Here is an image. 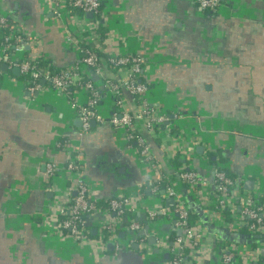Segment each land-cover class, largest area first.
Wrapping results in <instances>:
<instances>
[{"label":"crops","instance_id":"crops-1","mask_svg":"<svg viewBox=\"0 0 264 264\" xmlns=\"http://www.w3.org/2000/svg\"><path fill=\"white\" fill-rule=\"evenodd\" d=\"M104 1L110 32L119 40L103 46L106 51L99 53L105 68L101 76L94 71L90 76L101 95L96 110L101 120L93 118L95 126L76 125L89 99L84 88L71 86L61 92L45 84L31 92L20 75L1 70L0 264H164L169 257L168 252L157 251L154 238L148 241L149 253L133 245L118 250L109 238L101 248L102 212L87 216L90 233L85 241L54 229L61 217L58 208L75 194L72 178L76 177L61 172L49 178L46 164L64 170L70 157L78 156L85 176L100 185L99 202L108 204L109 197L140 190L144 198L133 200L134 212L128 216L154 226L156 239H172L177 233L169 220L150 219V212L160 204L174 206L166 204L162 193H147L145 184L154 173L126 148L124 132L110 123L117 96L125 100L138 134L171 177L169 184L191 209L197 211L193 205L199 206L209 224L222 229L221 219L215 221L214 213H208L209 202H199L176 172L190 168L208 173L201 161H191L184 153L197 137H205L206 145L201 147L212 163L223 162L235 179L253 180L248 190L264 195V0H222L216 11L201 10L194 0ZM0 11L13 16L26 33L41 36V44L26 45L14 58L26 53L32 60L59 68L78 60L77 53L65 47L64 33L54 13L47 12L45 0H0ZM114 50L143 58L137 80L147 86L144 95L127 88L129 65L118 68L107 63ZM144 108L151 115L166 114L160 128L150 130ZM177 146L182 147L176 154L180 165L172 164L170 157ZM196 152L204 153L198 148ZM195 225L206 229V235L192 258L218 263L217 247L226 245L220 233ZM120 231L121 238H129ZM254 249L264 260V242Z\"/></svg>","mask_w":264,"mask_h":264},{"label":"built area","instance_id":"built-area-1","mask_svg":"<svg viewBox=\"0 0 264 264\" xmlns=\"http://www.w3.org/2000/svg\"><path fill=\"white\" fill-rule=\"evenodd\" d=\"M201 10L216 11L222 4V0H194ZM104 0H45L47 12H53L61 31L64 33V44L69 50L77 53L78 60L65 66L59 73L54 74L50 66H39L36 60L27 57L26 53L20 58H14L15 53H23L25 46L31 43L41 44V36L28 34L23 26L13 16L0 11V30H5L3 41L0 42V65L7 62L10 68L18 66L21 73H28L33 82L28 89L31 92L39 91L43 86L40 84L45 80L49 88L61 92H67L71 86H79L89 93L87 104L80 109V115L85 129H88L93 118H97L96 112L100 103V94L97 86L91 80L93 71L101 76L105 68L104 59L100 51H106L105 46H112V43L119 40L118 34L110 32L108 9L103 3ZM92 13L90 18L88 14ZM54 21V19H53ZM103 41V43H101ZM97 43L99 45H97ZM103 44V45H102ZM100 52V53H99ZM107 63L114 67L122 68L129 65L131 78L126 83L127 88L134 95H144L147 86L138 83L137 75L142 70V63L145 61L138 54L122 55L114 50L106 58ZM0 69V74H1ZM114 91L119 90L118 85H111ZM143 115L147 118L150 130H156L164 123L166 114L151 115L144 108ZM142 115V116H143ZM141 116V117H142ZM101 120L100 116H98ZM98 119V118H97ZM135 117L130 113L125 100L116 97L114 111L110 116V123L116 130L124 132L126 148L138 154L147 167L152 171L153 177L146 182V187L154 196H158L165 190L163 198H174L173 208L159 205L157 209L150 212V219L165 218L169 220L177 232L174 237L156 239L155 227L147 224L142 225L134 218L128 216L134 212L131 204L134 199L139 201L144 195L139 191L131 195H117L108 198L107 206H102L98 199L100 185L84 174L83 162L78 156L70 157L67 167L60 170L52 162H48L47 174L49 178H56L58 173L66 176L74 175L75 194L63 206L57 210L61 215L56 232L66 233L67 237L77 241H85L89 237L90 230L87 224V216L92 214H104L100 228L102 230L100 246H107L108 238L115 243L116 249L120 250L126 246L138 243L143 252H152L149 249L150 238L157 240V250L160 254L169 253V257L163 260L164 264H207L204 259L192 258L202 246V239L206 235V229L192 225L190 216L193 213L187 201L178 193V189L171 184L160 189V182L164 176L151 146L138 134L135 124ZM134 142V144H133ZM185 146V154L188 158L199 160L205 166L208 173L201 174L195 169L180 168L176 170L178 180L187 185V190L196 197L199 202H209L208 213H214L221 219L222 228L239 232L242 228L247 229L251 234L264 235V201L262 192L255 190L250 192L246 188V178H233L226 171L225 164L221 161L211 163L210 156L204 152L197 154L198 146H205V137L199 136L196 142ZM177 149V150H176ZM177 146L172 149L170 157L174 158L178 150ZM168 182L173 183L169 174H166ZM141 189V188H139ZM161 194V193H160ZM122 227V228H121ZM129 238H121L120 230ZM203 248V247H202ZM219 262L216 264H259L262 260L261 254L252 245L245 243L231 242L225 246L217 247Z\"/></svg>","mask_w":264,"mask_h":264},{"label":"trees","instance_id":"trees-1","mask_svg":"<svg viewBox=\"0 0 264 264\" xmlns=\"http://www.w3.org/2000/svg\"><path fill=\"white\" fill-rule=\"evenodd\" d=\"M103 3H105V1ZM4 35H5V30H0V42L3 41ZM36 62H38V61H36ZM47 63H49V64H47ZM45 64L50 66V68H51V70L53 71L54 74L59 73L64 68V67L63 68H59V67L55 66L54 64H52L50 62H41V63L38 62L39 66H43ZM2 74L3 73L0 74V77H2ZM19 77H20V79H22L23 81H25L29 85H31L32 82H33L31 76L28 73H21ZM133 144H134V142H133ZM211 158L212 157L210 156V159ZM179 160H180V155L179 156L177 155V156H175L174 158L171 159V162L174 165H176V164L180 165V161ZM211 163H212V161H211ZM226 171H227V169H226ZM162 172H163V175H165V176H164L163 180L160 182V185H159L161 190L163 188H166V187L169 186V182L166 179V176H167L166 175V171L162 170ZM160 193H158V194L160 195ZM262 200L264 201V196H262ZM100 204L104 205V206L107 205L103 201H100ZM193 208L194 209L196 208L197 211L192 209L193 213L190 216L191 224L195 225L197 223H200L203 226H205L208 229H210V231H212V232L213 231L214 232L218 231L220 233L221 237L224 240L223 244H230L231 242L250 243L253 248H256L259 243L264 242V237L263 238H256L255 234H251L245 228H242L239 232H234V231L228 230L226 228H222V229L215 228L214 225L209 224L208 220L202 215V213H201V211L199 209L200 208L199 206L193 205ZM260 235L264 236L263 234H260Z\"/></svg>","mask_w":264,"mask_h":264},{"label":"water","instance_id":"water-1","mask_svg":"<svg viewBox=\"0 0 264 264\" xmlns=\"http://www.w3.org/2000/svg\"><path fill=\"white\" fill-rule=\"evenodd\" d=\"M92 16H93L92 13H89L88 14V17L91 18ZM10 69L13 72V74H15V75H20L21 74L20 68L18 66H14V67L10 68V65L7 62H4V63L1 64V70L2 71L8 72ZM40 84L42 86H44L46 84L45 80L42 79L40 81ZM90 124H91V126H95V121L92 120ZM76 125L82 126V121L81 120H77ZM198 152L199 153H203L204 152V150H203V148L201 146L198 147ZM122 172H125V168H122ZM253 185H254V181L253 180L249 179V180L246 181V188L247 189H252L253 188ZM146 191H147L148 194L151 193L150 190H146ZM161 193L164 194L165 193V190L163 189ZM165 201H166V204L168 206H170V207H173L175 205V200L172 197L167 198ZM255 237L256 238H263L264 236H262L260 234H256ZM149 240H150L151 243L154 241L153 238H150ZM113 246H114L113 243H110L109 244V248H113ZM138 247H139L138 243L135 242L133 244V248L137 249ZM166 255H167L166 257H168V253Z\"/></svg>","mask_w":264,"mask_h":264}]
</instances>
